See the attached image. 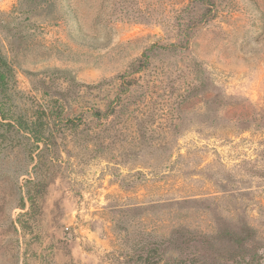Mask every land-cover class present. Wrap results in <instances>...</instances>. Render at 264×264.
Listing matches in <instances>:
<instances>
[{
	"label": "rangeland",
	"instance_id": "rangeland-1",
	"mask_svg": "<svg viewBox=\"0 0 264 264\" xmlns=\"http://www.w3.org/2000/svg\"><path fill=\"white\" fill-rule=\"evenodd\" d=\"M0 47V264H264V0H0Z\"/></svg>",
	"mask_w": 264,
	"mask_h": 264
},
{
	"label": "trees",
	"instance_id": "trees-1",
	"mask_svg": "<svg viewBox=\"0 0 264 264\" xmlns=\"http://www.w3.org/2000/svg\"><path fill=\"white\" fill-rule=\"evenodd\" d=\"M12 74H13V68L8 61L7 57L5 54L2 52L1 47H0V118L1 119H10L9 122L4 123L1 122L2 124H6L9 126H15L18 127V130L28 132L32 136L35 137V142L39 141L38 137L36 135L38 134V128L34 126L33 124H28L27 121L23 120L21 116H14L13 113L8 112L9 109L6 108L5 102H4V94L6 92V89L8 87V84L10 83L12 79ZM114 107V101L110 104V111ZM106 113H101L100 110L94 111V116H101V114L108 115L109 112ZM40 115L45 114V110H40ZM36 148H38V144L35 143L34 145ZM249 230L246 229L245 231V236L240 235L239 233L237 234L234 231H225V236L228 237V239L236 244H242L249 236ZM187 242L185 241V244ZM243 257H240L239 260H242ZM238 259H232L231 261H228L227 264H240V261ZM252 259H248L245 261V264H252ZM215 263V262H214ZM222 264V263H218ZM226 264V263H224Z\"/></svg>",
	"mask_w": 264,
	"mask_h": 264
}]
</instances>
